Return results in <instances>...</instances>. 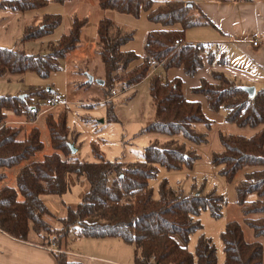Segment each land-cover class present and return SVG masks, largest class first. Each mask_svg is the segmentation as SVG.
I'll return each instance as SVG.
<instances>
[{
	"label": "trees",
	"instance_id": "trees-1",
	"mask_svg": "<svg viewBox=\"0 0 264 264\" xmlns=\"http://www.w3.org/2000/svg\"><path fill=\"white\" fill-rule=\"evenodd\" d=\"M5 1L9 7L18 10L43 7L48 2ZM53 1L63 3L68 0ZM98 2L102 8L133 15L144 9L148 19L163 26L147 32L145 53L140 59L134 51L122 48L132 38L130 33H124L110 17L103 16L97 20L96 46L104 67L105 93L112 95L115 84L122 90L141 81L150 70L149 58L161 62L165 68L182 65L188 75H193L201 66L202 43H174L175 38H184L187 27L201 23L194 12V2ZM86 22V16L73 14L68 31L51 42L45 53L0 46V75L32 70L46 77L51 71L58 70L59 60L80 44ZM60 24L58 13H44L37 24L25 25L22 39L47 35ZM175 24L180 27H174ZM137 59L140 60L131 66ZM212 76L216 82L203 78L192 90L202 93L211 109H223L225 121L257 128L251 135L221 133L223 149L213 154V162L223 165L221 172L227 180L246 166L254 167L244 172L236 190L246 223L252 227L256 237H264V89L249 96L242 85L223 72L212 71ZM149 94L154 105V117L143 131L170 136L180 133L191 142L205 140V133L199 132L195 123L203 122L209 126L211 120L199 101L185 97L181 78L162 81L155 73L149 80ZM7 111L24 116L28 122L35 119L39 109L30 101V94H0V166H20L15 175V185L0 187L2 230L23 240H30L32 231L38 236L44 235L39 243L45 246L53 244L58 249L52 251L55 264H85L67 252L71 232L85 237H119L134 246L135 264H217L216 248L205 235L198 238L194 253L186 243L190 234L201 227L198 219L200 210L208 208L212 215L219 216L224 197L215 193H183L168 186L165 180L159 187V196L154 197L153 188L149 185V179L157 174L159 165L177 168L184 163L191 165L198 157L186 148L185 141L174 137L164 141L151 140L144 147L143 158L132 161L110 160L93 148L96 159L83 160L71 154L66 109H62L56 117L51 113L45 116L53 150L43 158L33 160L30 158L44 148L39 127L33 125L24 132L22 125L7 124ZM110 119H116V116L112 114ZM69 172L83 176L88 187L75 205H65V212L56 216L42 196L62 195L69 187ZM2 176L0 173V178ZM251 192H255L257 198L248 201L246 197ZM252 213L257 216L252 217ZM221 238L224 264H264L262 242L247 241L237 221L226 224Z\"/></svg>",
	"mask_w": 264,
	"mask_h": 264
},
{
	"label": "rangeland",
	"instance_id": "rangeland-1",
	"mask_svg": "<svg viewBox=\"0 0 264 264\" xmlns=\"http://www.w3.org/2000/svg\"><path fill=\"white\" fill-rule=\"evenodd\" d=\"M159 1L155 0V3ZM186 1L190 2V0ZM4 2L5 0H0V46L20 48L28 52H47L49 44L68 31L70 18L75 13L87 17L88 27L89 22L93 24L92 22L98 18L110 17L124 33L132 35V38L127 40L122 48L134 51L141 59L145 53L147 32L158 28L160 24L148 19L147 11L144 9H141L138 15H133L102 8L98 0H70L63 3L48 0L43 7L21 11L3 8ZM35 13H58L61 16V24L47 35L23 40L22 35L26 23L37 24L41 20V17L37 22L32 20L35 16L32 17V15ZM102 64L97 46L83 36L80 44L59 60L60 68L51 71L46 77H41L32 70L21 73L6 72L0 75V94H19V92L30 94V101L38 106V113L40 111L42 113L36 125L40 129L44 148L37 151L30 159L38 158L53 150L45 116L48 113H55L53 115L56 117L62 109H66V122L70 133L69 142L78 147L75 156L83 160H94L93 148L99 150L110 160L132 161L143 158L144 147L151 140L164 141L174 137L185 141L186 148L194 151L198 157L191 165L184 163L177 168L159 165L157 174L149 179V185L153 188V196H159V187L165 180L168 186L183 193H215L224 197V204L219 216L212 215L208 208L200 210L198 219L201 227L190 234L186 243L188 249L194 253L198 238L203 234L211 240L216 248L217 264H224L225 252L221 233L229 221H237L241 225L244 238L247 241L259 240L264 246V237H256L252 227L246 223L243 205L238 202L236 190V185L243 178L244 172L254 167L246 166L238 170L231 180H227L221 172L223 165L213 162V154L223 149L221 133L251 135L257 128L238 126L216 119L214 121L210 119L209 126L203 122H196L195 128L199 132H204L206 137L200 142H191L180 133L173 136L162 133H146L143 128L154 117V107L149 94V81L141 82L132 92L124 91L128 88L126 87L122 89L121 94L111 97L109 92L105 93L104 84H98L95 80L87 82L89 69L97 75L98 71L103 68ZM95 78L97 77L94 76ZM115 88L116 91L121 90L118 84H115ZM49 93L58 94L66 102L51 107L47 106L44 103V97ZM103 99L104 101H101ZM112 114L116 116V119H110ZM8 118L14 119L8 121ZM6 121H8V123L5 122L7 124L22 125L24 132L35 124L26 122L24 116H16L12 112L9 117L7 114ZM262 127H264V123ZM16 168L18 166L9 167L8 182L15 183ZM73 191H77V189H73ZM253 196L257 198L256 193L251 192L246 200ZM61 209L64 208L61 207ZM251 216L255 217L257 214L252 213ZM47 219L56 221L51 217H47ZM176 237L181 244H184L180 237ZM43 238L44 235H37V240L41 241ZM113 240L112 244L118 242L117 239ZM71 248L75 249L73 245Z\"/></svg>",
	"mask_w": 264,
	"mask_h": 264
},
{
	"label": "crops",
	"instance_id": "crops-1",
	"mask_svg": "<svg viewBox=\"0 0 264 264\" xmlns=\"http://www.w3.org/2000/svg\"><path fill=\"white\" fill-rule=\"evenodd\" d=\"M192 2L195 3L194 12H196V16L201 23L187 27L184 31L183 39L184 42L202 43L203 47L200 53L202 58L201 66L197 68L193 75H188L182 65L165 68L159 62L156 68L152 71L149 70L141 81L129 86L124 91L132 92L141 82L149 81L155 73L159 75L162 81L179 77L183 81V92L187 99L199 101L203 112L209 119L225 121V111L223 109H211L206 97L202 93L194 92L192 88L197 86L203 78L216 82L217 80L212 76V71H220L242 86L253 85L255 91L264 89V0H192ZM2 7L5 9L11 8L6 1ZM12 10L18 11V9ZM42 14H33L32 17L35 16L32 20L37 22ZM92 23L89 22V27L88 23H85L81 39L84 36L96 45L97 20ZM26 24H29V22ZM162 27L159 24L158 28ZM174 27L179 28L180 25L175 24ZM254 40H257V42L254 43ZM209 58H212V60H209ZM220 59L223 60L219 61ZM139 60L137 59L133 64ZM89 74L93 76V81L94 76L104 79V67L98 71L97 75L89 69ZM122 92L123 90L117 91L111 97L118 96ZM101 101H104V99ZM40 112L36 119L28 122L36 125L38 118L42 114ZM7 113L9 117L11 112L7 111ZM12 119L14 118H8V121H13ZM8 121L6 122L8 123ZM69 135L70 133L68 138ZM75 147L76 151L71 152L73 156L78 149L77 146ZM43 156L35 159H41ZM17 166L15 175L20 167L19 165ZM8 169L9 167L0 166V173H3L0 178V187L3 185H15L11 181L8 182ZM68 182L69 187L62 195L49 194L42 196L49 210L56 216L64 212L61 207L75 205L88 187L87 180L74 172L68 173ZM73 189H77V191H73ZM254 198L256 196L248 198V201ZM29 238L30 240L16 238L0 228V264H55L54 253L47 246L39 243L37 234L32 231L29 234ZM113 239H117L118 242L112 244ZM120 239L115 236H76L75 232H71L68 236L67 252L69 251L68 253L73 259L82 261L85 264H135L134 246L129 243L126 244ZM72 245L75 249L71 248ZM127 245L130 247L128 248Z\"/></svg>",
	"mask_w": 264,
	"mask_h": 264
},
{
	"label": "built area",
	"instance_id": "built-area-1",
	"mask_svg": "<svg viewBox=\"0 0 264 264\" xmlns=\"http://www.w3.org/2000/svg\"><path fill=\"white\" fill-rule=\"evenodd\" d=\"M256 42H257V40H254V43H256ZM174 43L176 45H181L184 43V39L180 38V37L175 38ZM148 63L151 66L150 71H152L153 69L156 68V66L159 62L154 58H149ZM111 92L113 95L117 93V91L115 89H112ZM64 102H66V101L63 100L58 94H55V93H49V94H47V96L44 97V103L50 107L64 103ZM47 248L51 251H57L58 250L57 248H55V246L53 244L48 245Z\"/></svg>",
	"mask_w": 264,
	"mask_h": 264
},
{
	"label": "water",
	"instance_id": "water-1",
	"mask_svg": "<svg viewBox=\"0 0 264 264\" xmlns=\"http://www.w3.org/2000/svg\"><path fill=\"white\" fill-rule=\"evenodd\" d=\"M96 82L103 84L104 83V79L101 78H95L94 79ZM88 81H93V76L89 74L88 76ZM243 88L248 92L249 96H253L255 93V87L253 85H244ZM50 90V88H49ZM69 147L71 152H75L76 151V147L73 145V143L69 142Z\"/></svg>",
	"mask_w": 264,
	"mask_h": 264
}]
</instances>
